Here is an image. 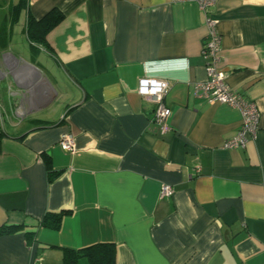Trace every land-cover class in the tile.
I'll return each instance as SVG.
<instances>
[{"label": "crops", "instance_id": "obj_1", "mask_svg": "<svg viewBox=\"0 0 264 264\" xmlns=\"http://www.w3.org/2000/svg\"><path fill=\"white\" fill-rule=\"evenodd\" d=\"M52 8L63 18L42 47L25 19ZM206 16L226 84L260 113L245 147L222 148L240 111L193 94L206 77ZM10 21L0 25V226L21 227L0 235V264H62V249L97 244L112 245L115 264H264V0H216L206 13L194 1L29 0ZM141 79L170 83L163 135ZM64 132L72 153L58 145ZM62 211L59 229L40 224Z\"/></svg>", "mask_w": 264, "mask_h": 264}, {"label": "built area", "instance_id": "obj_2", "mask_svg": "<svg viewBox=\"0 0 264 264\" xmlns=\"http://www.w3.org/2000/svg\"><path fill=\"white\" fill-rule=\"evenodd\" d=\"M194 1L206 13L216 0H172ZM206 34L201 48L205 59L206 77L193 84V94L209 103H222L237 108L241 114V121L237 131L222 143V148L245 147L249 137L255 136L260 121V113L254 101L245 99L236 90L225 82L226 73L219 69L221 36L217 31V20L210 16L205 18ZM170 83L161 79H141L137 92L153 105L152 121L156 123L153 131L163 135L170 128V108L164 103V97ZM58 145L64 151L72 152L74 147L73 136L70 132L60 135ZM173 193L170 185L163 184L160 189L161 197H169Z\"/></svg>", "mask_w": 264, "mask_h": 264}, {"label": "trees", "instance_id": "obj_3", "mask_svg": "<svg viewBox=\"0 0 264 264\" xmlns=\"http://www.w3.org/2000/svg\"><path fill=\"white\" fill-rule=\"evenodd\" d=\"M26 6V0H19L15 5V13L12 14L13 21H16L21 8ZM10 18L11 17H7ZM63 15L56 8L50 9L46 12L41 18H33L29 12L25 19V31L29 39H34L36 43L42 47H47L45 41L46 33L53 28L61 19ZM44 161L47 168L49 179L56 175V172H52L51 161L47 155H44ZM65 211L59 213H48L45 214L40 224L42 226L59 229L62 216L65 214ZM20 225H2L0 226V235L10 234L17 229ZM28 238H32L31 233H27ZM81 254H86L89 257L91 264H115L114 261V249L112 245L107 244H97L91 247H88L83 250H72V249H62V264H77V258Z\"/></svg>", "mask_w": 264, "mask_h": 264}, {"label": "rangeland", "instance_id": "obj_4", "mask_svg": "<svg viewBox=\"0 0 264 264\" xmlns=\"http://www.w3.org/2000/svg\"><path fill=\"white\" fill-rule=\"evenodd\" d=\"M18 1L19 0H0V25H1L2 22L5 21V17L6 18L7 17H11V21H10V18H7V21L9 20L10 23H13L12 14L15 13V10H16L15 9L16 8L15 5L18 3ZM26 1L28 2L29 0H26ZM16 22H18V18H17ZM15 27H16V25H14V24L9 26V29L8 28L6 29L7 34H9V31H11V32H13L12 36L14 37V34L16 33V32H14L15 31V29H14ZM25 33L27 34L26 31H25ZM6 37H8V36H6ZM73 140H74V137H73ZM74 147H75V142H74ZM72 150H73L72 152L75 151V149H72Z\"/></svg>", "mask_w": 264, "mask_h": 264}]
</instances>
